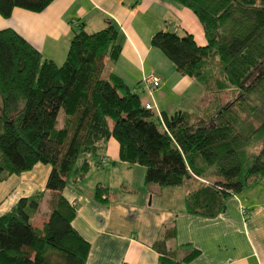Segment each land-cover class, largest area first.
I'll list each match as a JSON object with an SVG mask.
<instances>
[{"label": "trees", "instance_id": "16d2710c", "mask_svg": "<svg viewBox=\"0 0 264 264\" xmlns=\"http://www.w3.org/2000/svg\"><path fill=\"white\" fill-rule=\"evenodd\" d=\"M53 1L0 0V16L14 8L39 13ZM171 1L196 17L206 44L158 31L150 45L203 89L208 101L196 114L158 115L145 109L140 84L131 90L117 75L103 76L104 61L114 63L121 52L110 20L90 34L73 28L61 65L13 30H0V182L43 164L50 167L44 190L52 194L40 229L33 219L44 191L0 216V264H86L89 244L72 228L75 209L61 192L70 177L89 172L88 156L98 158L109 138L121 161L145 168L147 185L197 183L184 198L188 214L215 218L229 197L263 180L264 0ZM107 194L98 186L93 197L105 202ZM174 236L167 229L155 242L159 264H188L197 255L177 260L167 247Z\"/></svg>", "mask_w": 264, "mask_h": 264}, {"label": "crops", "instance_id": "0c3cea01", "mask_svg": "<svg viewBox=\"0 0 264 264\" xmlns=\"http://www.w3.org/2000/svg\"><path fill=\"white\" fill-rule=\"evenodd\" d=\"M108 20L119 30L117 44L121 52L114 63L104 61L103 76L113 73L133 90L153 72L161 80L156 91L159 98L166 97L164 90L179 73L171 62L174 69L167 63L149 65L150 55H157L149 46L151 37L158 31L176 29L178 36L191 34L198 46L206 44L196 17L171 0H54L39 13L14 8L9 18L0 16V30H13L44 59L61 65L73 28L83 25L90 34L105 28ZM179 75L181 84H190L192 79ZM141 101L152 105L146 96ZM163 109L160 106L158 115L173 116ZM102 145L99 157L89 161V172L83 178L70 177L61 192L75 209L72 228L89 244L86 264H159L154 244L167 229H174V239L167 242V247L177 260L197 253L188 264H264V178L256 187L229 197L217 217L205 218L185 211L184 198L197 183L187 182L192 186L185 193L175 191L180 188L147 185L145 168L121 161L119 145L113 138ZM99 169L108 171L101 173ZM49 172V166L37 164L29 172L0 182V216L19 199L44 191L33 219L40 222L44 215L42 226L50 214L52 194L44 190ZM95 176L101 178L90 184ZM113 185L124 189V199L115 198ZM98 186L108 189L101 198L105 202L93 197ZM175 195L181 197L179 208H175Z\"/></svg>", "mask_w": 264, "mask_h": 264}, {"label": "rangeland", "instance_id": "374dc122", "mask_svg": "<svg viewBox=\"0 0 264 264\" xmlns=\"http://www.w3.org/2000/svg\"><path fill=\"white\" fill-rule=\"evenodd\" d=\"M181 34V33H179ZM152 38V37H151ZM151 41V39H150ZM149 46L151 47L150 43ZM152 49H154L153 53H157L156 56L153 57V54H151L149 61V65H156V66H163V64L165 65L166 63L168 65H170V67L173 68V66L170 64L169 61H167L163 55L160 53V51H158L157 49L151 47ZM154 58V60L152 59ZM148 61L146 66L148 65ZM163 61V62H162ZM149 71V70H148ZM150 72V71H149ZM176 73V72H175ZM150 75H156L155 73H150L148 74L146 77L150 76ZM175 80L171 79L168 84V87H166L165 91V98H159L158 92H156L157 90H154L152 93H150L147 89L144 88V86L140 83V96L143 99L146 96V99H148L150 101V103L153 105V111L156 114H159L158 111L160 109V106L163 107L164 111L166 113H170L171 115H174L176 112H189V113H200L202 111V108L205 107V105L207 104L208 98L207 96L204 94V91L201 89V87L199 85H197L196 83H194L192 80L191 82H189L190 84L185 86L183 84L180 83L179 79L181 76L179 74H175ZM144 77V78H146ZM159 77V76H158ZM143 78V79H144ZM142 79V80H143ZM152 95V96H151ZM227 98H229L227 96L222 95L221 99L222 101H226ZM154 103V104H153ZM83 159L82 156L79 157L76 166L80 165L81 160ZM93 157L92 156H88V160L92 163L93 162ZM104 171H108L107 169H99V172H104ZM93 173V172H92ZM101 178V176H95L93 178H91L90 184L93 183V179L96 180L95 178ZM71 179V178H70ZM92 186V185H91ZM192 186V183L189 184H185L184 188H180L179 190H175L178 191L179 193H185L186 190H189V187ZM112 190L115 192V198L117 200H122L125 198L124 195H126L124 193V189H122L121 186H117V185H113L112 186ZM185 191V192H184ZM175 199V208H179L182 204L181 201V197L179 198L178 196L175 195V197H173ZM174 202V200L172 201ZM42 220L39 219L38 220H33V225L37 226L38 228L42 227L41 226V222H43V218L45 217L44 215H41ZM40 217V218H41ZM46 218V217H45ZM56 260L53 261L52 264H59L55 262Z\"/></svg>", "mask_w": 264, "mask_h": 264}, {"label": "built area", "instance_id": "2783aa9c", "mask_svg": "<svg viewBox=\"0 0 264 264\" xmlns=\"http://www.w3.org/2000/svg\"><path fill=\"white\" fill-rule=\"evenodd\" d=\"M176 31V29L174 30ZM141 84L144 86L145 89H147L150 93H152L154 90H157L161 85V80L156 75H150L146 78H144L141 81ZM141 89V88H140ZM139 89V91H140ZM153 108V105L145 104L146 110H151ZM104 164H106V161H102ZM244 213V211H242Z\"/></svg>", "mask_w": 264, "mask_h": 264}]
</instances>
